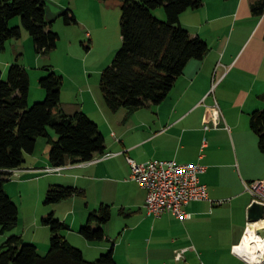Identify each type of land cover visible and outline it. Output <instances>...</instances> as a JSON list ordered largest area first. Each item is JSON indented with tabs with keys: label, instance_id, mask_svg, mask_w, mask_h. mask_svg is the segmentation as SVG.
<instances>
[{
	"label": "crops",
	"instance_id": "1",
	"mask_svg": "<svg viewBox=\"0 0 264 264\" xmlns=\"http://www.w3.org/2000/svg\"><path fill=\"white\" fill-rule=\"evenodd\" d=\"M59 6L68 7L63 0ZM180 19L192 35L210 42V49L202 60L188 63L161 103L112 111L97 92L83 91L85 98L80 94L65 101L62 88L64 110L84 111L96 121L106 149L53 172L49 143L44 155L27 153L26 164L11 176L41 183L44 192L60 184L83 194L40 209L29 231L15 228L14 234L35 243L28 233L53 212L70 225L64 235L88 260L112 250L119 264H256L239 248L254 224L249 218L254 197L247 184L264 178V152L251 128V114L264 109V0H204ZM11 62L3 59L0 69L6 72ZM220 87L223 92H217ZM128 156L138 162L159 158L206 165L201 181L209 198L187 203L189 217L150 214L147 190L131 178ZM103 204L112 212L103 225L105 237L90 241L80 229ZM49 242L38 243L42 253Z\"/></svg>",
	"mask_w": 264,
	"mask_h": 264
},
{
	"label": "trees",
	"instance_id": "2",
	"mask_svg": "<svg viewBox=\"0 0 264 264\" xmlns=\"http://www.w3.org/2000/svg\"><path fill=\"white\" fill-rule=\"evenodd\" d=\"M108 1V0H102ZM122 46L112 63L101 73V91L112 111L136 109L148 103H161L171 92L177 79L191 60H202L209 43L194 36L182 25L181 15L188 9L202 6L203 0H120ZM46 0H0V52L9 40H20L21 26H12L21 17L23 27L33 38L37 54L46 55L55 49L60 34L53 21L46 19ZM163 7L166 20L154 11ZM65 22L78 23L72 8L64 12ZM40 85L46 91L44 101L30 105V74L27 68L14 63L8 79L0 71V233L13 231L18 225L20 210L5 191V182L13 169L22 167L25 155L34 153L40 137L51 145L50 162L63 166L94 159L104 153L106 139L96 121L84 111L67 113L63 108L64 77L55 68H45ZM50 128L57 137L51 134ZM251 128L259 136L264 152V109L251 114ZM83 192L74 186L53 184L47 190L45 204L50 205ZM111 207L101 205L91 212L80 233L90 241L105 237V225L111 219ZM51 226L49 249L42 253L37 244L13 234L0 246V264H119L112 250L95 260H88L83 251L64 235L70 225L53 212L42 218Z\"/></svg>",
	"mask_w": 264,
	"mask_h": 264
},
{
	"label": "rangeland",
	"instance_id": "3",
	"mask_svg": "<svg viewBox=\"0 0 264 264\" xmlns=\"http://www.w3.org/2000/svg\"><path fill=\"white\" fill-rule=\"evenodd\" d=\"M60 1L62 0H46V19L48 22L53 21V29L61 36L55 49L46 55L37 54L34 49L33 38L23 27L21 17L18 16L12 19L11 25L21 26L24 35H22L20 40H9L7 49L0 52L1 63L3 59L7 60L10 58L13 60L6 72L0 69L4 80L8 79L9 68L12 64L20 63L27 68L31 84L30 105L44 101L46 98V96L39 98L41 92H46L40 85V78L48 74L45 68H55L64 77L63 98L65 101H69V97L76 99V96H80V94L85 98V92L83 91H86L87 94L97 92L103 97L100 86L101 73L112 63L122 46L121 1L63 0L68 7L62 9L59 6ZM210 1L215 2V0ZM67 8H72L73 11H76L79 23L68 24L65 22L63 14ZM154 13L159 19H167L163 7L157 8ZM87 31L90 32L89 36ZM92 34L93 36H91ZM1 63L0 66L4 69ZM217 92H223L222 88H218ZM89 101L91 102V100ZM50 132L55 135V131L52 128H50ZM38 140V146L34 153L37 152L36 156L44 155L47 152L48 143L44 137H40ZM25 164L26 161L22 166ZM19 180L20 177L11 176L5 182V191L12 197L20 210V219L16 228L18 230L24 229L25 231L27 227L29 231L33 214L36 212L40 214L42 208H47L48 206L44 202L47 190L45 192L42 191L40 188L41 183L34 180ZM49 213H46L45 217ZM41 224L39 229L33 228L27 235L34 236L32 239L39 247H42V244L38 243H46L52 237L51 226L44 225L43 222ZM16 231L0 233V246ZM34 231L38 232L35 233ZM46 234L50 236H45ZM48 248V246L43 247V250L45 249L46 252Z\"/></svg>",
	"mask_w": 264,
	"mask_h": 264
},
{
	"label": "built area",
	"instance_id": "4",
	"mask_svg": "<svg viewBox=\"0 0 264 264\" xmlns=\"http://www.w3.org/2000/svg\"><path fill=\"white\" fill-rule=\"evenodd\" d=\"M127 159L131 165V178L147 190L146 207L150 214L160 216L172 213L178 217H189L190 213L185 209L187 203L209 198L207 185L201 181V174L207 169L202 163L159 158L138 162L130 156ZM62 168L53 167L49 171H60ZM247 189L254 197L253 202L264 205V178L248 183ZM253 223L256 226L264 224V218ZM257 235L264 241L261 234ZM256 256L260 263L264 260V253L258 251Z\"/></svg>",
	"mask_w": 264,
	"mask_h": 264
},
{
	"label": "clouds",
	"instance_id": "5",
	"mask_svg": "<svg viewBox=\"0 0 264 264\" xmlns=\"http://www.w3.org/2000/svg\"><path fill=\"white\" fill-rule=\"evenodd\" d=\"M244 250L249 252L252 261H255L256 264H260L255 253L258 251L264 253V241H262L260 237L255 236V233H253L247 243H245Z\"/></svg>",
	"mask_w": 264,
	"mask_h": 264
},
{
	"label": "water",
	"instance_id": "6",
	"mask_svg": "<svg viewBox=\"0 0 264 264\" xmlns=\"http://www.w3.org/2000/svg\"><path fill=\"white\" fill-rule=\"evenodd\" d=\"M250 221L256 222L264 218V205L254 202L250 208L249 212ZM256 233L261 234L264 238V224H259L256 227Z\"/></svg>",
	"mask_w": 264,
	"mask_h": 264
},
{
	"label": "bare ground",
	"instance_id": "7",
	"mask_svg": "<svg viewBox=\"0 0 264 264\" xmlns=\"http://www.w3.org/2000/svg\"><path fill=\"white\" fill-rule=\"evenodd\" d=\"M254 224H256V223H254ZM251 225L250 227H249V229H248V231H247V233H246V235H245V238H244V240H243V242H242V244H241V246H240V248H239V250H240V252L243 254V255H246V256H249L250 258H251V256H250V254H249V252H246L245 250H244V246H245V243H247V241L250 239V237L252 236V234L253 233H255V229H254V227H255V225ZM255 236H257V237H259L258 235H257V233H255ZM263 241V240H262ZM257 253V252H256ZM255 253V254H256ZM260 254H261V252H259ZM259 256V255H258Z\"/></svg>",
	"mask_w": 264,
	"mask_h": 264
}]
</instances>
